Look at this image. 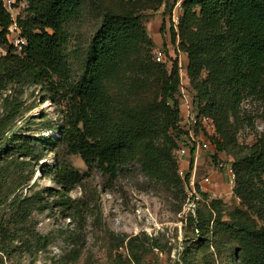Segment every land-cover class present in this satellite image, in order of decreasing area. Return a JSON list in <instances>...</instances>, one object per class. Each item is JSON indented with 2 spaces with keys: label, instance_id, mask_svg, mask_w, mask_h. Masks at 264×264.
Here are the masks:
<instances>
[{
  "label": "rangeland",
  "instance_id": "obj_1",
  "mask_svg": "<svg viewBox=\"0 0 264 264\" xmlns=\"http://www.w3.org/2000/svg\"><path fill=\"white\" fill-rule=\"evenodd\" d=\"M173 1L164 0L159 5L156 0H86L81 18L69 25L67 55L73 75L77 76L106 9L118 13L135 9L141 16L147 37L135 41L116 73L104 83L117 128L136 123L143 106L149 107L148 104L161 99L162 77L157 64H163L169 72L175 60L185 67L188 57L181 39V59L176 40H172L169 12ZM4 3L16 19L26 13L29 0H4ZM185 9L186 5L184 13ZM8 38L20 50L19 44L24 40L16 23L10 26ZM8 47L0 45V56L7 53ZM183 83L187 90L186 100L179 95L180 131L173 133L177 144L172 150L175 166L169 159L164 160V171H158L156 160L150 158V154L158 152L144 150L150 136L138 142L143 146L140 154L121 164L114 174L91 170L79 154L46 141L37 148L31 161L22 166V176L0 178L8 195L0 206V217L6 216L5 204L22 192H36L51 204L35 210L27 225L30 230L35 226L40 233L49 234V242L45 246L36 245L31 237L29 244L20 245L19 241L6 237L0 250V264H264L257 257L248 233L239 225L243 222L263 225L264 204L254 196L247 202L237 192L234 166L236 155H246L264 138V100L247 95L240 102H229V133L224 142L213 118L207 115L206 120L201 118L200 131L204 128L210 136L222 140L224 149L219 148L215 139L200 136V144L207 142V145L200 151L196 146L193 153L195 144L189 134L193 122L189 114L200 118L199 107L208 99L201 103L195 100L191 82L184 79ZM5 96L14 98L18 109L6 123L0 150L9 149V143H15L24 134L40 138L60 136L57 123L61 120V107L40 85L7 82L0 93V117L5 113ZM209 97L219 96L213 92ZM51 125L55 127L50 129ZM155 147H160L158 141ZM63 164L70 165L79 177L71 182L67 192L71 205L60 207L56 206V200H61L59 196L48 195L44 188L54 184L50 173ZM226 165L233 166L234 175L229 174ZM254 182V188L261 184L257 177ZM195 191L201 199L193 202L191 193ZM77 204L79 209L75 208ZM207 209L212 212V220L202 232L199 212ZM129 238L134 249L127 242Z\"/></svg>",
  "mask_w": 264,
  "mask_h": 264
},
{
  "label": "trees",
  "instance_id": "obj_2",
  "mask_svg": "<svg viewBox=\"0 0 264 264\" xmlns=\"http://www.w3.org/2000/svg\"><path fill=\"white\" fill-rule=\"evenodd\" d=\"M156 1L160 5L164 0ZM85 3L86 0H29L26 13L14 19L4 0H0V45L9 46L7 53L0 56V93L9 81L40 85L48 97L59 103L62 115L57 123L59 137L21 134L18 141L9 143V149L0 150V178L22 176V166L31 161L37 148L43 147L46 141L79 154L91 170L114 174L121 164L140 154L143 146L138 142L150 136L144 150L159 153L150 154V158L156 160L158 171H164V160L174 163L172 150L177 144L173 133L178 130L177 123L182 117L178 61L175 60L170 72L163 64H157L162 77L161 99L148 104L149 107L143 106L136 123L117 128L104 83L116 73L121 59L135 41L147 37L146 28L135 9L119 13L106 9L86 49L79 74L75 76L67 55L69 25L81 18ZM185 5L179 27L181 46L188 57L183 76L195 89V100L201 103L208 99L200 105V113L213 118L224 142L229 133V102H240L247 95L264 100V0H186ZM14 23L24 40L19 44L20 50L8 38ZM172 40H176L174 32ZM213 92L218 99L209 97ZM4 100L0 138L6 131V123L18 109L14 98L10 100L5 96ZM53 127L55 125L49 128ZM195 131L199 137L215 139L204 128L200 131L197 126ZM157 141L160 147H155ZM216 141L219 148L224 149L222 140ZM37 159L35 156V161ZM234 166L237 192L247 202L254 196L264 204V138L246 155H236ZM50 175L54 184L46 186L45 192L59 196L61 200H56V206H70L67 192L79 173L63 164ZM255 177L261 182L257 188H254ZM7 196L0 182V206ZM43 198L36 192H22L5 204L6 216L0 217L3 240H0V250L6 237L19 241L20 245L29 244L31 237L36 245L45 246L49 242V234L27 226L35 210L51 206ZM213 206L216 208V204ZM78 207L79 204L75 205L76 209ZM211 220L209 209L199 212L198 225L202 232L209 228ZM239 225L248 233L257 257L264 260V224L243 222ZM124 239L122 237L121 241ZM127 242L135 248L131 238Z\"/></svg>",
  "mask_w": 264,
  "mask_h": 264
},
{
  "label": "built area",
  "instance_id": "obj_3",
  "mask_svg": "<svg viewBox=\"0 0 264 264\" xmlns=\"http://www.w3.org/2000/svg\"><path fill=\"white\" fill-rule=\"evenodd\" d=\"M185 2H186V0H174L172 9L169 12V20H170V24H171V30H172V32H174L176 34V44H177L176 48H177V51L179 53V58L181 56V49H180V46H179V43H180L179 27H180V22H181L182 15L184 13ZM157 58L160 60L161 59V55L158 54ZM178 65H179V61H178ZM179 70H180V76H181L182 97L186 100V98H185L186 96L185 95H186L187 87L183 83V80L186 79L183 76V73H184L183 66L179 65ZM199 117L200 118H198L197 116H193L192 112H191V114H189V118H190L191 122H193V128H192V130H189L190 131L189 134L191 135V137L193 139V143L195 144L193 146V149H192L193 153L196 150V146H197V150L200 151V149H202L204 146L207 145V142H204V143L202 142V144H200V140L198 138L199 136L197 135V133L195 131V127H197V126L199 127V129H200V127L202 128V126L200 124L201 123L200 119L202 118V119L206 120L207 116L202 114V116H199ZM220 165L223 166L224 163L221 162ZM226 168L228 169V172H229L230 175H234L235 174L233 166L226 165ZM194 182H195V180L192 179L191 183H192V187L193 188H194ZM194 193L193 192L191 193V195L193 196V202L200 200L201 199V195L198 192H196V191Z\"/></svg>",
  "mask_w": 264,
  "mask_h": 264
}]
</instances>
